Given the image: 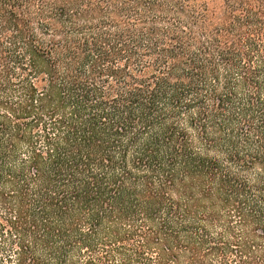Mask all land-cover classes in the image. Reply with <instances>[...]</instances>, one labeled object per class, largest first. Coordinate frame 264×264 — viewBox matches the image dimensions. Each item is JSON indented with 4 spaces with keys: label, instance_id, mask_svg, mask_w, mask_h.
I'll return each instance as SVG.
<instances>
[{
    "label": "trees",
    "instance_id": "1",
    "mask_svg": "<svg viewBox=\"0 0 264 264\" xmlns=\"http://www.w3.org/2000/svg\"><path fill=\"white\" fill-rule=\"evenodd\" d=\"M0 264H264V0H0Z\"/></svg>",
    "mask_w": 264,
    "mask_h": 264
}]
</instances>
